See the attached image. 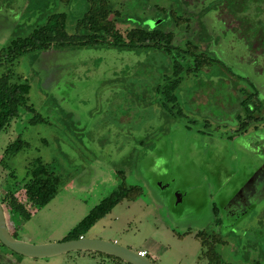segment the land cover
Returning a JSON list of instances; mask_svg holds the SVG:
<instances>
[{"label":"rangeland","instance_id":"1","mask_svg":"<svg viewBox=\"0 0 264 264\" xmlns=\"http://www.w3.org/2000/svg\"><path fill=\"white\" fill-rule=\"evenodd\" d=\"M181 1L111 0V6L123 20L116 24L121 33L139 26L153 29L163 19L161 28H173L175 44L185 47V31L158 11L183 14ZM261 2L246 12L251 18L249 39L264 28ZM86 10V0L69 6L56 0H0V51L17 34L26 36L35 22H43L35 18L40 12H66L68 33L74 34L76 20ZM201 16L202 41H209L208 51L227 70L214 65L185 78L178 91L184 117L173 118L160 105L156 87L163 83L168 65L162 54L65 49L37 60L27 54L11 66L30 84V105L43 118L31 123L34 114L22 110L0 133V193L14 189L13 197L27 209L23 218L17 217L20 240L36 245L68 240L96 206L114 195L122 171L128 184L144 188V196L119 202L84 233L86 237L136 252L146 249L154 264H215L197 238L198 232H215L222 243L214 252L222 264H264V183H255L264 153L256 157L250 141L229 140L238 127L237 115L229 108L238 104V96L255 87L264 102V73L255 70L263 65L264 52L255 56L239 25L231 28L235 23L227 25L230 19L225 21L219 10ZM16 25L22 28L18 33ZM197 37L192 40L199 44ZM6 70L0 67V76ZM17 139L24 147L5 157ZM37 160L54 172L58 184L36 208L21 183L31 180L30 168ZM6 210L12 221L15 212L9 206ZM109 259L77 251L23 258L21 264H117Z\"/></svg>","mask_w":264,"mask_h":264},{"label":"trees","instance_id":"2","mask_svg":"<svg viewBox=\"0 0 264 264\" xmlns=\"http://www.w3.org/2000/svg\"><path fill=\"white\" fill-rule=\"evenodd\" d=\"M56 1L59 4L69 6L75 0ZM204 1L182 0L181 4L185 11L183 14L177 13L176 10L168 12L165 8L158 9L160 14L169 16L167 18L170 19V22L172 21L174 27L185 31L188 38L185 47L175 44L176 32L173 28L170 30L161 28L164 22L163 19L158 20L153 29L139 26L130 29L125 34L121 33L117 29L116 24L121 22L120 20L122 19L120 13L113 10L111 0H86L87 10L76 20L74 34L68 33L69 16L66 12L49 14L40 12L35 18L38 21L44 20L43 22H35L32 31L26 36L17 34L0 51V67L7 68L6 72L0 76V133L7 130L11 122L21 115L22 110L34 114L30 119L31 123L43 121L40 114L30 105V84L24 81L20 75L14 74L11 66L27 54L33 55L34 59L37 60L41 54L43 55L53 50L110 48L130 52L146 50L154 54L164 55L168 60L167 73L163 75V83L156 87L157 93L161 95L160 105L171 117H184L185 113L180 106L178 91L185 78L190 76L197 77L202 71L214 65L223 64L222 61L212 56V53L208 51L210 48L209 41H202L204 39L202 29L205 28L201 20L202 12L206 13L212 9L219 10L221 14H224L225 21L230 19V21L225 22L227 25H229L227 22L235 23L231 28L237 30V25H239L243 31L242 39L250 49H253L255 55L259 52H264V28H259L253 34L252 39H249L248 24L251 18H247L246 14L251 7L257 6L258 3L263 5L262 0H208L209 3L206 6ZM200 6H203V8L201 9ZM36 9L40 8L33 10ZM34 13L32 12V14ZM15 29L18 33L22 28L16 25ZM191 33L193 37H191ZM196 37L201 45L194 42ZM225 69L227 70V68ZM245 94L244 96H238V107L244 113V119L241 118V115H237L240 127L238 132L241 133H245L250 126L258 122L255 114L257 112L260 113L263 109L262 107L254 108L255 105L252 103L253 97L257 96L258 99L257 93ZM239 120H242V122L240 123ZM24 144L20 139L11 143L5 151V157L15 156L24 147ZM30 169L31 180L23 186L26 187L29 197L36 200L37 205H39L46 202L53 193L55 185L58 184V177L40 160L32 164ZM119 175L121 182L114 195H111L96 206L71 231L68 239L79 238L84 235L122 200L133 201L144 196L145 190L142 186L128 184L122 171L119 172ZM13 190H9L7 198H13ZM15 204L13 202V206L18 210V213H24L23 211L25 210L20 205ZM215 211L217 213V209ZM197 238L201 241L205 256L215 261L213 262L215 264H222L214 252L215 245L222 243L219 234L215 232L209 234L206 231H202L198 232Z\"/></svg>","mask_w":264,"mask_h":264},{"label":"flooded vegetation","instance_id":"3","mask_svg":"<svg viewBox=\"0 0 264 264\" xmlns=\"http://www.w3.org/2000/svg\"><path fill=\"white\" fill-rule=\"evenodd\" d=\"M257 55L259 56V54H256L255 56H257ZM251 60H253V59H251ZM262 63H263V65L262 66L261 65L256 66L255 70L257 72H260L263 74L264 73V61L263 60H262ZM217 66L224 68L225 65L218 64ZM225 68H224V70H226ZM237 78L242 79L243 77L241 78V76L240 77L238 76ZM238 88H240L242 91L241 87H238ZM238 88L233 89V92L237 93ZM239 92H240V90H239ZM249 93H257L258 94V99H257V96L252 98V103L255 105L254 108H260V107L263 108L260 113L257 112L255 114V118H258V122H256L252 126H250V128L245 133H241V132H238V130H240L239 129L240 127H239V123L237 121L238 127L235 130V135L230 136L231 138H229V140L230 141H236L237 139L242 138L245 141H250V142H248L250 145L249 148L251 147L252 154L257 157V156H262V153H264V134H262V133H264L263 132L264 131V102L260 99V92L255 87H253L252 90L249 91ZM238 106L239 105L237 104V105L230 107L229 111L230 112L233 111L234 113H236V115H241L242 116L241 118L244 119V116H243L244 113H242L240 111V109H239L240 107H238ZM242 120H239L240 123L242 122ZM252 133H255V134H252ZM251 135H254V137L251 138L250 137ZM255 180H256L255 183H258L260 181H262L264 183V166L257 173V177ZM25 183L26 182H23L21 184L24 185ZM21 184H20V186H21ZM250 187L252 188L253 185H250ZM9 192H10L9 190L6 191L5 195H2L0 193V203H1L2 208L4 210V213H5L7 228L9 230L10 234L15 239L20 240V238L18 237V229L20 228V225H19V222L17 221V219H18L17 217H20V215H21V217L23 218L24 213H22V214L18 213V210H16L15 206H13V202L16 203L15 205H18V206L20 205L25 210L23 212H26L27 209L25 206H22V203H20L16 198H14V197L13 198L12 197L7 198ZM8 206L11 207V209L15 212V218L12 221L10 218H8V212H6L7 211L6 209L8 208ZM35 206H36V208L38 207V205H36V204H35ZM215 213H216V211H215ZM83 238H87V237L85 235H81L79 238H72V239H68V240H77V239H83ZM95 239H98V238H95ZM68 240H66V241H68ZM62 242H64V241H62ZM111 242H113V241H111ZM114 243H116V242H114ZM139 251H142V250H139ZM139 251H137V253ZM91 253H98V252H91ZM98 254L104 255L102 253H98ZM148 255L149 254L147 251V256H146L147 258H148ZM105 256H107V255H105ZM19 257H22V258H19ZM108 257L110 258L109 260H111L112 262H115L117 264H127L124 261H121L119 259H116V258H113L110 256H108ZM23 258H29V257H25V256H22L16 252H14L10 248H8L4 244H2V242L0 241V264H21V262L23 261ZM29 259H37L38 260V259H46V258H29Z\"/></svg>","mask_w":264,"mask_h":264},{"label":"water","instance_id":"4","mask_svg":"<svg viewBox=\"0 0 264 264\" xmlns=\"http://www.w3.org/2000/svg\"><path fill=\"white\" fill-rule=\"evenodd\" d=\"M0 241L14 252L29 258H49L70 252H98L127 264H154L134 250L117 243L95 238H83L48 244H31L15 239L7 228L5 213L0 203Z\"/></svg>","mask_w":264,"mask_h":264},{"label":"built area","instance_id":"5","mask_svg":"<svg viewBox=\"0 0 264 264\" xmlns=\"http://www.w3.org/2000/svg\"><path fill=\"white\" fill-rule=\"evenodd\" d=\"M138 253L142 257H146L147 256V251L142 250V251H139Z\"/></svg>","mask_w":264,"mask_h":264},{"label":"crops","instance_id":"6","mask_svg":"<svg viewBox=\"0 0 264 264\" xmlns=\"http://www.w3.org/2000/svg\"><path fill=\"white\" fill-rule=\"evenodd\" d=\"M142 250L147 251L146 249H142ZM148 254H149V252H148Z\"/></svg>","mask_w":264,"mask_h":264}]
</instances>
